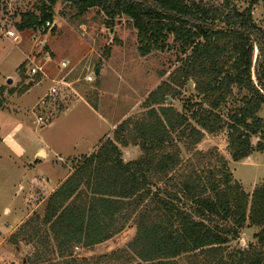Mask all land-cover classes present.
Listing matches in <instances>:
<instances>
[{
  "label": "trees",
  "instance_id": "obj_1",
  "mask_svg": "<svg viewBox=\"0 0 264 264\" xmlns=\"http://www.w3.org/2000/svg\"><path fill=\"white\" fill-rule=\"evenodd\" d=\"M61 1L79 14L97 9L109 28L116 17H126L137 31L142 56L165 49L171 39L183 56L177 83L190 80L201 102L196 110L183 106V112L171 106L150 109L132 128L131 142L142 150L135 160L122 159L117 143L128 140L121 133L83 155L47 200L42 223L54 245L59 250L93 246L133 221L135 234L127 248L136 264H181L182 258L190 264L189 255L192 264H264V184L249 195L232 178L225 159L212 167L180 170L179 154L168 150L175 145L174 134L195 145L204 132L225 128L234 162L264 151L259 116L264 108V26L252 18L250 4L256 0L243 9L234 0ZM57 2L41 0L38 14H20L17 30H47ZM167 91L159 86L152 92L154 102L166 100ZM228 103L224 118L221 111ZM246 225L261 228L254 234L256 242L225 254Z\"/></svg>",
  "mask_w": 264,
  "mask_h": 264
},
{
  "label": "rangeland",
  "instance_id": "obj_2",
  "mask_svg": "<svg viewBox=\"0 0 264 264\" xmlns=\"http://www.w3.org/2000/svg\"><path fill=\"white\" fill-rule=\"evenodd\" d=\"M40 1L0 0V264H136L127 248L135 234L133 221L101 243L59 250L42 223L48 197L62 182L61 177L80 164L83 155L95 151L107 139L115 140L117 133L128 140L126 145L117 143L122 159H137L142 150L131 142L134 124L146 119L152 108L171 106L183 112V106H192L191 110H196L201 95L190 80L184 85L177 83L183 56L171 39L165 49L142 56L137 31L124 16L116 17L109 28L97 9L79 14L58 0L47 30L18 31L20 14H38ZM204 1L219 4L221 0ZM253 1L234 0L233 4L243 9ZM250 6L253 20L264 26V0ZM8 31L18 39L9 37ZM63 61H67L65 67H61ZM31 68L37 70L34 75L29 74ZM97 68L99 73L95 75ZM88 74L94 76L91 82L84 79ZM53 86L57 93L49 95ZM159 86L162 90L168 87L166 100L155 103L152 92ZM230 106L228 103L221 111L224 118ZM203 108L207 109L205 105ZM259 116L264 120V108ZM38 117L42 121H37ZM21 121L30 137L20 126ZM12 132L13 140L20 138L25 155L15 150ZM173 139L175 145L168 150L179 154L180 170L212 167L221 158L227 160L232 178L249 195L255 183L263 182L264 152L256 151L233 162L225 128L204 132L195 145L186 136L179 140L174 134ZM256 141V137L251 139L253 145ZM37 148L44 149L47 157L42 151L33 162ZM41 161L38 168H31V162ZM255 242L251 230L240 232L225 254ZM182 259L180 263L185 264L187 259ZM193 260L189 255L188 262L192 264Z\"/></svg>",
  "mask_w": 264,
  "mask_h": 264
},
{
  "label": "crops",
  "instance_id": "obj_3",
  "mask_svg": "<svg viewBox=\"0 0 264 264\" xmlns=\"http://www.w3.org/2000/svg\"><path fill=\"white\" fill-rule=\"evenodd\" d=\"M29 74H30V72H29ZM28 84H30V81L28 82ZM33 86L34 85H32L26 92H24V93H22L21 95H20V98L21 97H24L32 88H33ZM21 123V127L23 128V131L25 130V133H26V136L29 134V137H30V135H31V133H30V131L28 130V128H26L24 125H25V122L24 121H21L20 122ZM12 134V142L16 145V151H17V153H19V155H25V153H26V149L23 147V145L20 143V138H18V139H14L13 140V132L11 133ZM2 140V139H1ZM0 143H2L1 141H0ZM91 148V147H90ZM89 148V149H90ZM88 149V150H89ZM91 150V149H90ZM43 151V154H44V158H46L47 157V153H46V151L43 149H40V148H37L36 149V151L33 153V155H32V159H33V162H35V158L37 157V155L39 154V153H41ZM254 152H256V151H254ZM261 152H264V151H261ZM83 154H85V153H83ZM43 158V157H42ZM42 158L40 157L39 159L40 160H42ZM247 161H249V159H246ZM227 161V160H226ZM33 162H31L32 164V166H31V168H34V169H36V168H38V166H40V164L42 163V161L41 162H39V163H33ZM234 162V161H233ZM26 163H30L29 161L28 162H26ZM228 163V162H227ZM68 176V175H67ZM67 176H64V177H61V181L63 182L66 178H67ZM261 178H263V177H261ZM236 181H238L236 178H234ZM261 180V179H260ZM262 181L263 182H258V183H255L254 184V187H253V189L255 188V187H257V186H259V185H261L262 183L264 184V179H262ZM61 182V183H62ZM239 182V181H238ZM61 183H59V185L61 184ZM241 184V183H240ZM252 191V190H251ZM246 193H247V191H245ZM248 194V193H247ZM253 227V228H252ZM259 229H261L260 227H258ZM254 229H257L256 227H254V226H244V228H242L241 230H240V232H245L246 230H251L252 231V233L253 234H256L257 232H259V230L257 231V230H254ZM239 232V233H240Z\"/></svg>",
  "mask_w": 264,
  "mask_h": 264
},
{
  "label": "built area",
  "instance_id": "obj_4",
  "mask_svg": "<svg viewBox=\"0 0 264 264\" xmlns=\"http://www.w3.org/2000/svg\"><path fill=\"white\" fill-rule=\"evenodd\" d=\"M46 26H50L51 25V23L50 22H46V24H45ZM7 35L9 36V37H11L12 39H14V40H17L18 39V36L17 35H15V33L13 32V31H8L7 32ZM67 65V61H63V62H61V67H65ZM37 69H39V68H37ZM36 68H31V70H30V74L31 75H34L35 73H36ZM93 78H94V76H91L90 74H88V75H86V76H84V79H85V81H87V82H91L92 80H93ZM57 93V89H56V87H51L50 89H49V92H48V94L49 95H54V94H56ZM37 121H42V118L41 117H38V120Z\"/></svg>",
  "mask_w": 264,
  "mask_h": 264
},
{
  "label": "water",
  "instance_id": "obj_5",
  "mask_svg": "<svg viewBox=\"0 0 264 264\" xmlns=\"http://www.w3.org/2000/svg\"><path fill=\"white\" fill-rule=\"evenodd\" d=\"M98 73H99V69L97 68L95 71V75H98ZM8 83H11L10 80H8Z\"/></svg>",
  "mask_w": 264,
  "mask_h": 264
}]
</instances>
